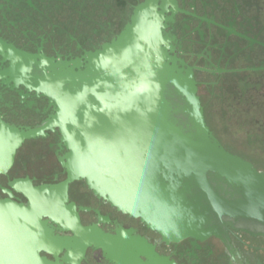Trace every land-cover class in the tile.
<instances>
[{
  "label": "water",
  "instance_id": "1",
  "mask_svg": "<svg viewBox=\"0 0 264 264\" xmlns=\"http://www.w3.org/2000/svg\"><path fill=\"white\" fill-rule=\"evenodd\" d=\"M161 27L155 15L137 8L117 39L82 60L19 53L10 80L47 98L53 114L27 131L0 118V175L26 141L58 131L67 179L41 187L10 182L27 204L3 189L0 264H82L89 250L110 264H170L132 229L110 235L82 226L76 205L68 204L77 181L167 243L204 239L226 222L264 217L263 176L210 132L193 74L169 56Z\"/></svg>",
  "mask_w": 264,
  "mask_h": 264
},
{
  "label": "flooded vegetation",
  "instance_id": "2",
  "mask_svg": "<svg viewBox=\"0 0 264 264\" xmlns=\"http://www.w3.org/2000/svg\"><path fill=\"white\" fill-rule=\"evenodd\" d=\"M137 8L155 15L169 56L192 72L210 132L264 180V0H0V118L27 131L41 128L53 114L47 98L10 80L7 73L19 53L55 62L82 60L117 39ZM66 153L58 131L26 141L9 172L0 175V200L8 198L6 189L13 201L27 204L9 187L15 180L34 187L63 183L67 174L60 159ZM222 189L232 197L231 188ZM68 197L82 226L110 235L132 229L170 264H264V217L226 222L204 239L167 243L139 219L94 196L83 181L70 185ZM82 264L110 263L89 250Z\"/></svg>",
  "mask_w": 264,
  "mask_h": 264
}]
</instances>
